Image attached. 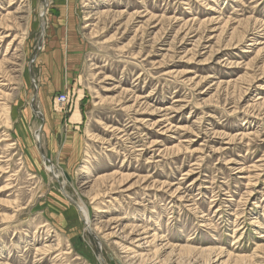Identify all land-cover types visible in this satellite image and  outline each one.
Wrapping results in <instances>:
<instances>
[{"label":"rangeland","instance_id":"rangeland-1","mask_svg":"<svg viewBox=\"0 0 264 264\" xmlns=\"http://www.w3.org/2000/svg\"><path fill=\"white\" fill-rule=\"evenodd\" d=\"M0 264H264V0H0Z\"/></svg>","mask_w":264,"mask_h":264},{"label":"crops","instance_id":"crops-1","mask_svg":"<svg viewBox=\"0 0 264 264\" xmlns=\"http://www.w3.org/2000/svg\"><path fill=\"white\" fill-rule=\"evenodd\" d=\"M68 58H71V57H68ZM51 57H46L45 58V67H46V69H48V68H50V66H51ZM70 61H72V62H74L75 64L77 63V61H78V57L77 58H75V59H70ZM64 64H65V61L63 62V66H64ZM60 76L58 75L57 76V81L55 80V77H53V79L51 80V81H48L47 83H50V84H46V86H45V88H44V91H43V89H42V92H43V96L41 97L42 99H44L43 101H44V104L43 105H45L46 107H45V115H46V117L47 118H49L50 120H48L47 118H45L44 117V119H45V121H46V119H47V121H50V122H46V123H44V125L42 126V129L43 130H46L47 132H50L51 131V129H55V128H58L59 127V124L57 123V119L59 118V113H53V114H51L50 113V110H49V103H48V100H47V98H46V93L48 92V91H50V90H52V88H53V84H52V82H54V80L56 81V83L57 84H60L59 82H60V78H59ZM47 86H48V88H47ZM60 94V93H59ZM44 107V106H43ZM53 120V121H52ZM55 124V126H53L54 124ZM22 128V130H24V128L23 127H21ZM53 129V130H54ZM20 131V130H19ZM22 134V131H20V135ZM27 138V137H26Z\"/></svg>","mask_w":264,"mask_h":264},{"label":"bare ground","instance_id":"bare-ground-1","mask_svg":"<svg viewBox=\"0 0 264 264\" xmlns=\"http://www.w3.org/2000/svg\"><path fill=\"white\" fill-rule=\"evenodd\" d=\"M10 1H12V0H10ZM10 6V5H9ZM24 8V7H23ZM21 9V8H20ZM18 13H20V12H18ZM44 14H45V11H43V16H44ZM18 15V14H17ZM15 19H17V18H15ZM70 20V19H69ZM10 29V28H9ZM6 30L8 31V28H6ZM42 34H43V30H42ZM6 36V35H5ZM4 35H3V37H5ZM16 37H17V35H16ZM41 37H42V35H41ZM249 51V50H248ZM75 58H77V55H76V53L75 54H73L72 56H71V58L70 59H75ZM75 62V61H74ZM9 66V65H8ZM34 81V83H35V79L33 80ZM66 94V93H65ZM38 97H39V95H38ZM67 98H68V96H67ZM40 101V100H39ZM39 104H41L40 102H39ZM44 104V103H43ZM44 106V107H43ZM41 107H42V110H43V114L45 115V105H41ZM178 112V111H177ZM41 115V114H40ZM9 118V117H8ZM45 118H46V115H45ZM45 120V119H44ZM53 121V120H52ZM4 123H5V121H4ZM54 124V123H53ZM56 124V123H55ZM55 124L53 125V126H55ZM6 125V124H5ZM9 126V125H8ZM22 125L21 126H19V128H18V133H19V141H21V142H23V143H25L26 142V137H27V135L25 134V132H24V130H22ZM22 131V134L20 135V131ZM42 135V134H41ZM73 137V136H72ZM68 138V137H67ZM37 139V138H36ZM38 139H39V137H38ZM72 140H73V138H72ZM65 142L66 143H68V140L66 141L65 140ZM73 142V141H72ZM71 142V143H72ZM25 144H27V143H25ZM141 144V143H140ZM26 146V145H25ZM145 149V148H144ZM170 150V149H169ZM73 151H76V149H75V144H74V148H73ZM24 152V151H23ZM75 154H76V152H74ZM46 166V165H45ZM49 169L48 170H52L53 171V169H54V164H53V166L52 165H49V166H47ZM241 171V170H240ZM54 175V174H53ZM57 177H59V176H56V178ZM61 186V185H60ZM114 197V196H113ZM260 202V201H259ZM79 206V208H80V210H81V212L83 213V216H84V218L86 219V220H88V218H89V214H88V211H87V209H86V207L85 206H83L82 204L80 205H78ZM212 216V215H211ZM134 223V222H133ZM142 225V224H141ZM43 226V225H42ZM131 230H135V229H132V228H130V232H131ZM154 231V230H153ZM133 233V232H132ZM129 234V233H128ZM135 234V233H134ZM139 234H137V236H136V242L138 241V242H141V241H143V243H145V244H147V245H150L149 243H151L152 241H144V238H138L139 236H138ZM153 240L154 239H156L157 238V235L156 234H153ZM146 238V237H145ZM150 240V239H149ZM146 245V246H147ZM163 246V245H162ZM137 247H141L140 245H138Z\"/></svg>","mask_w":264,"mask_h":264},{"label":"built area","instance_id":"built-area-1","mask_svg":"<svg viewBox=\"0 0 264 264\" xmlns=\"http://www.w3.org/2000/svg\"><path fill=\"white\" fill-rule=\"evenodd\" d=\"M67 101H68V98H67V95L65 93L59 94L56 98V102H58L59 104L66 103Z\"/></svg>","mask_w":264,"mask_h":264}]
</instances>
